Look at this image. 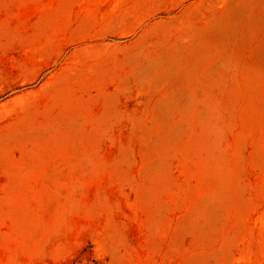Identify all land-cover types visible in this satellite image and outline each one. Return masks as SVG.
Listing matches in <instances>:
<instances>
[{
	"label": "rangeland",
	"instance_id": "1",
	"mask_svg": "<svg viewBox=\"0 0 264 264\" xmlns=\"http://www.w3.org/2000/svg\"><path fill=\"white\" fill-rule=\"evenodd\" d=\"M0 264H264V0H0Z\"/></svg>",
	"mask_w": 264,
	"mask_h": 264
}]
</instances>
